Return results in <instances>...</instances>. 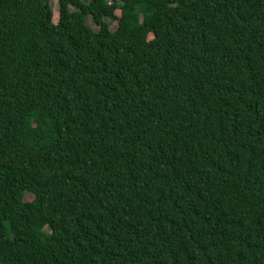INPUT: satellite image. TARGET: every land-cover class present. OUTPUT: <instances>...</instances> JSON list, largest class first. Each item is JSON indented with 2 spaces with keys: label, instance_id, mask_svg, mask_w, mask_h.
<instances>
[{
  "label": "trees",
  "instance_id": "1",
  "mask_svg": "<svg viewBox=\"0 0 264 264\" xmlns=\"http://www.w3.org/2000/svg\"><path fill=\"white\" fill-rule=\"evenodd\" d=\"M51 2L0 0V264H264V0Z\"/></svg>",
  "mask_w": 264,
  "mask_h": 264
},
{
  "label": "rangeland",
  "instance_id": "2",
  "mask_svg": "<svg viewBox=\"0 0 264 264\" xmlns=\"http://www.w3.org/2000/svg\"><path fill=\"white\" fill-rule=\"evenodd\" d=\"M89 1V0H87ZM53 10H54V21L57 22L59 19V2L58 0H52L51 2ZM88 23L95 29H97V25L92 21L91 18H89ZM111 28L114 30L117 28V22H114L111 26ZM32 195H28L27 199H32Z\"/></svg>",
  "mask_w": 264,
  "mask_h": 264
}]
</instances>
